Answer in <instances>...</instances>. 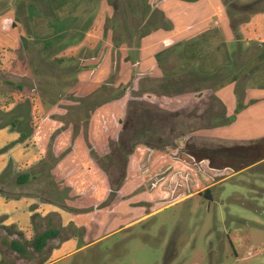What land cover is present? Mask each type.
Here are the masks:
<instances>
[{"label": "rangeland", "instance_id": "obj_1", "mask_svg": "<svg viewBox=\"0 0 264 264\" xmlns=\"http://www.w3.org/2000/svg\"><path fill=\"white\" fill-rule=\"evenodd\" d=\"M147 1L157 0H0V264H264V160L213 185L210 199L194 194L214 179L171 149L134 146L191 131L196 121L182 115L195 98L171 118L146 103L155 76L127 78L128 64L122 81L97 82L101 55L115 71L134 63L130 49L151 25L139 28ZM225 3L246 5L244 17L263 2ZM172 58L164 67L181 70ZM187 143L207 164L202 149L220 145ZM47 226L59 234L35 251Z\"/></svg>", "mask_w": 264, "mask_h": 264}, {"label": "crops", "instance_id": "obj_2", "mask_svg": "<svg viewBox=\"0 0 264 264\" xmlns=\"http://www.w3.org/2000/svg\"><path fill=\"white\" fill-rule=\"evenodd\" d=\"M261 2H263L262 6L251 11L247 16L242 17L240 14L233 17L237 21L235 34L231 29L232 20L229 19L222 0L147 1L145 5L147 12L156 7L163 13L164 24L167 27H154L152 18L149 19L147 15L142 20L141 27L144 24H151L146 26L150 31L139 34L137 47L130 49V53L134 52V63H131L130 59L121 60L119 70L115 71L111 68L108 52L99 58L97 82L113 74L122 81L128 64L130 68L127 71V78L133 74L139 78L151 77L150 75L155 76L153 78H160L163 72L158 65L157 55L178 44L182 46V43L195 42L196 70L200 76H217L213 82L218 80V83L202 86L196 92L175 95L169 94L170 91L161 90L155 92L148 89L144 92H148L151 96L146 103L153 111L164 112L162 114L171 118L179 117L182 109H185L190 100L195 98L193 102L196 104V111L189 110L182 117L196 121V127L188 133L176 134L166 144L151 146L146 141L140 140L134 148L143 145L149 152L171 149L173 152L171 156L178 160L179 165L183 161L186 165L211 176L213 182L202 185L192 192L197 195L203 193L208 199L211 197L210 188L213 185L221 183L236 171L243 172L264 160V157H261L254 163L247 160L242 164L252 152H264V0ZM145 6L142 12H145ZM79 29V26L71 27L70 35H79L81 33ZM82 37H86V33H83ZM76 42L84 44L83 41H75V45ZM128 55L127 49L123 57L127 58ZM171 57L168 55L165 63ZM173 72L175 71H171ZM107 82H105L106 87L112 88L113 83L108 85ZM161 92L164 94H158ZM154 100L157 101V107L153 106L156 102ZM120 121L121 119L119 123ZM191 136L203 137L220 144L210 150L213 151V163L207 164L202 160L205 157L197 158L198 155H195L197 152H191L192 149L197 150L194 144L187 143V139ZM238 149L245 151L238 152ZM109 153H103L104 157L109 156ZM31 164L32 162H27L19 166L15 172L26 170ZM103 170L107 179L112 182L107 171ZM173 176L178 178L175 174ZM47 229L54 228L45 227L43 231ZM59 229L54 230L59 234ZM58 234L47 241L55 239ZM48 248L50 251L49 246Z\"/></svg>", "mask_w": 264, "mask_h": 264}, {"label": "trees", "instance_id": "obj_3", "mask_svg": "<svg viewBox=\"0 0 264 264\" xmlns=\"http://www.w3.org/2000/svg\"><path fill=\"white\" fill-rule=\"evenodd\" d=\"M222 2H223V5L225 6V10L227 12L229 19L232 20L231 29L236 34L237 33V30H236L237 21L233 20V17L244 13L246 11V5H243V6L235 5L236 9H233L231 8V6H228L225 3V0H222ZM144 10L145 12L144 11L142 12L143 19L144 17H147L148 15L149 19L152 18L154 27H167V25L164 24L165 18H164L163 13L160 10H158L156 7H154L153 9H150L149 13L147 12L148 11L147 6H146V9ZM253 10L254 9L252 8L250 11H253ZM140 27H141V24L139 25V28ZM139 34L142 35L143 33L140 32ZM194 43H195L194 41L193 42L189 41V42H186L185 44L182 43L183 44L182 46L181 44H178L174 48L169 49L167 51L160 52L157 55L158 65L160 66L163 72V76L159 78L160 83L157 87V90L159 91L161 90L163 92L170 91L171 93L169 94L175 95V94H180V93H185V92H196L202 86H206V85L211 86L212 83L214 84L218 83V80L216 82H213L217 79V76H210V75L200 76L199 75L198 71L196 70V66H195L196 52H195ZM137 45L138 44H133L132 46L137 47ZM168 55L172 56L173 59H176L178 61V65L180 64L181 70L177 69L176 68L177 66L174 65L173 71L175 72L171 73L170 71H167L164 65L166 64L165 59ZM158 94L162 95L164 93L161 92ZM161 113H164V112H161ZM23 135H24V132H21V136ZM202 152H210L206 156L207 158L208 157L211 158V161H212L211 163H213V160H214L213 159L214 156L212 155L213 151H208V150L203 149ZM26 177H27L26 174H23L22 176H20L19 182H23L24 179H26ZM205 191L207 192L208 190H205ZM56 234H58L57 230L47 229L43 231L42 233H39L38 235H36L33 241L34 250L40 251L46 245L47 240L55 237ZM10 247L11 249L17 251L18 253H23L25 251V249L19 243L15 241H12L10 243Z\"/></svg>", "mask_w": 264, "mask_h": 264}]
</instances>
